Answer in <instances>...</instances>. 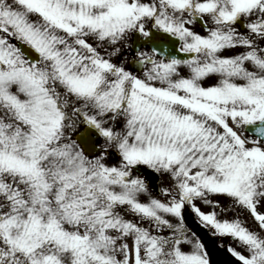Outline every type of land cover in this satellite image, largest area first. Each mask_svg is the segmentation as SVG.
<instances>
[{"label": "snow or ice", "instance_id": "snow-or-ice-1", "mask_svg": "<svg viewBox=\"0 0 264 264\" xmlns=\"http://www.w3.org/2000/svg\"><path fill=\"white\" fill-rule=\"evenodd\" d=\"M0 264H264V0H0Z\"/></svg>", "mask_w": 264, "mask_h": 264}, {"label": "rangeland", "instance_id": "rangeland-1", "mask_svg": "<svg viewBox=\"0 0 264 264\" xmlns=\"http://www.w3.org/2000/svg\"><path fill=\"white\" fill-rule=\"evenodd\" d=\"M150 179H151V182H155V184L157 183L158 178H150ZM205 242L206 244H208L210 248H213V244L211 243V238H207ZM214 257L216 261L223 262L225 259V254L223 253L222 250H214Z\"/></svg>", "mask_w": 264, "mask_h": 264}]
</instances>
